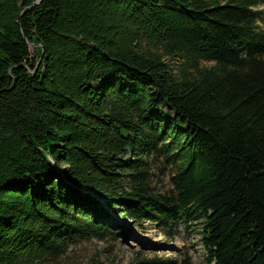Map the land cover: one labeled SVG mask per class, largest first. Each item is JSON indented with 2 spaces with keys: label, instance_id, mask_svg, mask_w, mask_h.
I'll use <instances>...</instances> for the list:
<instances>
[{
  "label": "trees",
  "instance_id": "obj_1",
  "mask_svg": "<svg viewBox=\"0 0 264 264\" xmlns=\"http://www.w3.org/2000/svg\"><path fill=\"white\" fill-rule=\"evenodd\" d=\"M259 4L0 0V264H48L121 219L182 224L202 264H264Z\"/></svg>",
  "mask_w": 264,
  "mask_h": 264
},
{
  "label": "rangeland",
  "instance_id": "obj_2",
  "mask_svg": "<svg viewBox=\"0 0 264 264\" xmlns=\"http://www.w3.org/2000/svg\"><path fill=\"white\" fill-rule=\"evenodd\" d=\"M264 9V4L257 6ZM32 47L31 44L28 45ZM157 185L166 187V175L159 174ZM119 222L125 227L123 235L110 238H90L76 242L66 253L48 264H86L89 258H96L100 264H134V258L146 256H167L170 264H178L181 257L188 255L191 264H202L203 251L194 231L186 230L182 224L173 227L172 236L165 234L157 223L147 220L131 223L126 219Z\"/></svg>",
  "mask_w": 264,
  "mask_h": 264
},
{
  "label": "water",
  "instance_id": "obj_3",
  "mask_svg": "<svg viewBox=\"0 0 264 264\" xmlns=\"http://www.w3.org/2000/svg\"><path fill=\"white\" fill-rule=\"evenodd\" d=\"M36 1H38V0H34V2H36ZM41 54V53H40Z\"/></svg>",
  "mask_w": 264,
  "mask_h": 264
}]
</instances>
